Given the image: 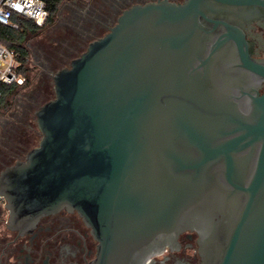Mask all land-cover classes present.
<instances>
[{
	"label": "water",
	"instance_id": "obj_1",
	"mask_svg": "<svg viewBox=\"0 0 264 264\" xmlns=\"http://www.w3.org/2000/svg\"><path fill=\"white\" fill-rule=\"evenodd\" d=\"M264 6V0H260ZM259 0L123 10L52 75L41 135L0 171L8 226L77 211L90 264H141L200 233L202 264H264V62L244 24Z\"/></svg>",
	"mask_w": 264,
	"mask_h": 264
},
{
	"label": "flooded vegetation",
	"instance_id": "obj_2",
	"mask_svg": "<svg viewBox=\"0 0 264 264\" xmlns=\"http://www.w3.org/2000/svg\"><path fill=\"white\" fill-rule=\"evenodd\" d=\"M157 1L159 0H88L78 7V13L83 12L97 22L99 18L108 20L107 23H101L108 31L109 26L116 23L126 8L133 4ZM169 1L185 3L188 0ZM106 32L93 36L92 40ZM244 33L250 49L256 53L254 56L264 62V6L260 0L259 20L245 23ZM64 66L66 65L62 67ZM259 91L264 92V80L261 78ZM25 154H16V160L24 158ZM14 162L1 166L0 171ZM5 203V199L0 196V264H90L95 259L98 241L77 211L62 209L44 215L32 232L21 234L9 228ZM199 237L200 233L196 230L183 231L177 243L166 246L141 264H202Z\"/></svg>",
	"mask_w": 264,
	"mask_h": 264
},
{
	"label": "rangeland",
	"instance_id": "obj_3",
	"mask_svg": "<svg viewBox=\"0 0 264 264\" xmlns=\"http://www.w3.org/2000/svg\"><path fill=\"white\" fill-rule=\"evenodd\" d=\"M86 1L88 0H62L54 19L38 32L28 35L25 45L30 50L32 68L29 81L10 96L6 106L0 107L1 160L14 162L16 158L8 157L9 152L22 140L29 149L39 143L41 135L37 123L33 118L27 120V108L33 109L34 113L41 104L51 99L54 96L52 74L82 53L93 36L107 31L101 23H107L108 20L99 18L97 22L83 12L78 13V7ZM34 100H42V103L37 106ZM26 120L33 130L26 128ZM20 154L25 153L22 151Z\"/></svg>",
	"mask_w": 264,
	"mask_h": 264
},
{
	"label": "trees",
	"instance_id": "obj_4",
	"mask_svg": "<svg viewBox=\"0 0 264 264\" xmlns=\"http://www.w3.org/2000/svg\"><path fill=\"white\" fill-rule=\"evenodd\" d=\"M45 2L49 16L43 26H45L48 22L54 19L55 15L59 11L62 0H45ZM14 19L19 22V26L17 28L0 24V42L6 45L7 47L14 49L17 52L19 60L21 61L20 71L23 75L26 76L25 83H28L32 68L30 67V50L25 45V41L27 40L29 34L38 32L43 28V26H38L32 20L22 16H15ZM23 86L24 85L20 86L16 83L3 86V95L0 98V107L6 106L9 103L10 96L13 95L19 88H22ZM34 101V104L37 106L42 103V100ZM26 111L27 120H32L33 118V120L36 121L33 109L28 110L27 108ZM27 120L24 122L26 128H30V130H33V127L31 128V126L28 125L29 120ZM35 128L37 130V127ZM27 149H29V146L24 140H22V142H20V144L17 145L12 152H9L10 155L8 157L14 156V158H16V154H19L21 151H26ZM8 163L9 162L7 159H0V168L1 166Z\"/></svg>",
	"mask_w": 264,
	"mask_h": 264
},
{
	"label": "built area",
	"instance_id": "obj_5",
	"mask_svg": "<svg viewBox=\"0 0 264 264\" xmlns=\"http://www.w3.org/2000/svg\"><path fill=\"white\" fill-rule=\"evenodd\" d=\"M15 16L25 17L43 26L49 14L45 0H0V24L17 28L19 22L14 19ZM20 66L17 52L0 42V98L3 86L25 84L26 76L21 73Z\"/></svg>",
	"mask_w": 264,
	"mask_h": 264
}]
</instances>
